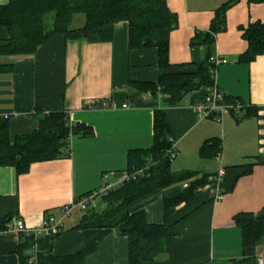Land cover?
<instances>
[{"label":"crops","instance_id":"obj_1","mask_svg":"<svg viewBox=\"0 0 264 264\" xmlns=\"http://www.w3.org/2000/svg\"><path fill=\"white\" fill-rule=\"evenodd\" d=\"M230 1L166 0L179 21L170 35L169 68H160L156 48L130 50L127 22L115 26L110 42L59 35L33 56L0 57V65L11 66L0 71V119L9 121L11 144L37 131L40 119L52 112L64 111L71 124L93 132L73 137L68 157L35 163L27 174L0 167V220L12 218L7 230L0 231V264H21L22 238L11 228L14 222L40 230L47 216L59 217L63 208L105 184L118 185L127 174L129 152L153 146L155 112L163 109L176 145L172 171L198 176L130 205L131 214L143 212L148 223L172 228L169 252L148 264H257L264 257V239L250 254L244 252L243 232L234 221L239 214L264 217V56L251 64L239 62L248 50L245 30L256 22L264 24V3L241 0L230 8L227 29L215 36L211 50L203 35L210 31L216 11ZM9 2L0 0V6ZM7 39V30L0 27V46ZM210 53L211 63L216 58L228 61L216 69L213 80L227 99L245 104L239 116L226 115L222 122L199 118L194 108L211 87L188 93L179 105L169 107L163 94L130 86L156 83L161 75L197 73ZM211 140L221 141V159L201 157L202 147ZM221 171L222 201H215V185L207 184L165 216V200L178 198L203 175ZM83 216L75 209L65 220L52 253H83L84 264H129L128 238L114 229H81ZM46 238H33L25 254L36 242L40 248Z\"/></svg>","mask_w":264,"mask_h":264},{"label":"trees","instance_id":"obj_2","mask_svg":"<svg viewBox=\"0 0 264 264\" xmlns=\"http://www.w3.org/2000/svg\"><path fill=\"white\" fill-rule=\"evenodd\" d=\"M241 0H231L216 11L210 31L204 34V43L211 50L215 36L227 29V12ZM250 4H262L264 0H248ZM52 15L49 27L47 18ZM78 16L85 17L83 27L73 29ZM120 22L129 24V48L131 51L156 48L160 68H169L170 35L178 28L177 16L170 11L166 0H10L0 6V27L7 30L8 39L0 46V57L33 56L41 46L55 36H65L70 40L86 39L94 43L113 40L114 28ZM243 38L248 50L239 58L243 64H251L264 56V24H251ZM196 41H193V45ZM211 53L205 63L197 66V73L161 75L156 83L131 82V88L151 95L163 94L169 107L179 105L188 93L201 87L214 84V65L210 62ZM11 67L0 65V71ZM229 102L233 99L228 98ZM92 130L84 125L71 124L69 115L52 112L39 121V129L17 138L11 144L9 121L0 119V167H14L19 175L27 174L31 166L39 162L54 161L68 157L71 136L89 137ZM171 130L167 123L166 110H157L154 116V141L148 150H134L128 154V174L150 167L146 174L125 182L121 186L100 197L97 206H88L84 211L79 228L114 229L129 240V264H148L170 250L171 226L150 224L145 213L131 214L129 207L135 201L161 189L184 183L197 177V173H174L172 161L167 153L172 147ZM222 151L219 140L205 143L201 157L214 158ZM203 175L190 185L178 198L165 200V216H170L183 202L190 201L199 187L211 184ZM92 194V193H91ZM88 194L86 196H89ZM84 196V197H86ZM83 198V197H82ZM78 201V200H77ZM11 217L0 220V231H6ZM243 232L244 252L250 254L264 239V217L253 214H239L234 219ZM56 235L40 242L42 254L39 264H84L83 253L57 257L52 253ZM19 247L21 264H28L25 252L33 244V236L21 233Z\"/></svg>","mask_w":264,"mask_h":264},{"label":"built area","instance_id":"obj_3","mask_svg":"<svg viewBox=\"0 0 264 264\" xmlns=\"http://www.w3.org/2000/svg\"><path fill=\"white\" fill-rule=\"evenodd\" d=\"M227 63L228 61L222 58H216L215 60L212 61V64L214 65L213 78H215L216 69L220 65H225ZM194 109L201 120L213 119L217 122H222L224 116L226 115L233 114V115L239 116L244 111L245 104L239 100L229 102L225 94L222 93L217 88L216 82H214V85L211 87L204 101L198 104L197 106H195ZM72 139H73V136H71L70 138V143ZM167 156L172 162L176 159V156H177L176 155V145L174 141L172 143L171 149L167 153ZM217 157L221 159L222 154L220 153ZM150 165L143 170H139L135 172L134 174L127 173L125 178L118 185L105 184L99 191L94 192L89 196L83 197L80 200L71 204L70 206L63 208L60 212L59 217L50 216V215L47 216L40 230L30 231L26 228L25 224L20 220H17L16 222H14V225L11 228L16 230L20 234L23 233L28 236H33L34 239H36V241L38 240L37 238L40 236V234H44L47 237H52L54 235H57L63 229L65 220L71 216L72 212H74L75 209H79L83 212L86 211L90 204L91 205L95 204V200L97 198H100L106 195L109 191L121 186L125 182H128L130 180H137L143 177L148 171ZM223 180H224L223 171L209 178V181L211 182V184L215 185L214 194H215L216 202H220L224 198L223 194L221 193V189H220V186L223 183ZM187 187L188 185L185 184V188ZM40 254H41V251H40L38 243L36 242L32 248V251L29 252L28 254L29 256L28 264H39ZM257 264H264V257L258 258Z\"/></svg>","mask_w":264,"mask_h":264},{"label":"rangeland","instance_id":"obj_4","mask_svg":"<svg viewBox=\"0 0 264 264\" xmlns=\"http://www.w3.org/2000/svg\"><path fill=\"white\" fill-rule=\"evenodd\" d=\"M83 20H85V17L84 16H78L74 19V22L72 24V28H79L81 27L82 23H83ZM47 23H48V26L50 27L51 24H52V15L49 16L47 18ZM99 201H97V205H98Z\"/></svg>","mask_w":264,"mask_h":264}]
</instances>
